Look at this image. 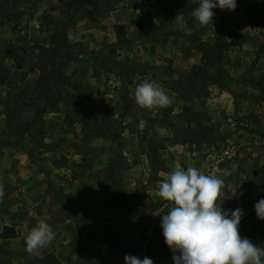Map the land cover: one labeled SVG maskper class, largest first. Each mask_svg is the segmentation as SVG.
Wrapping results in <instances>:
<instances>
[{"label": "rangeland", "instance_id": "rangeland-1", "mask_svg": "<svg viewBox=\"0 0 264 264\" xmlns=\"http://www.w3.org/2000/svg\"><path fill=\"white\" fill-rule=\"evenodd\" d=\"M236 2L196 28L199 0H91L71 18L68 0H0L10 76L0 86V264H126V255L174 264L156 191L176 167L222 179L221 207L243 209L240 235L264 249L254 208L264 199V0ZM152 80L170 107L130 98ZM73 165L82 168L64 171ZM81 178L106 199L84 206L86 232L56 231L67 214L57 199L81 207L62 184ZM41 220L56 238L33 257L19 240ZM6 227L18 230L12 240Z\"/></svg>", "mask_w": 264, "mask_h": 264}, {"label": "clouds", "instance_id": "clouds-1", "mask_svg": "<svg viewBox=\"0 0 264 264\" xmlns=\"http://www.w3.org/2000/svg\"><path fill=\"white\" fill-rule=\"evenodd\" d=\"M236 7V0H199L191 17L196 28L206 27L213 25V9L234 11ZM174 22L184 23L181 12ZM67 35L68 39H74L71 32ZM129 95L144 110L163 109L172 104L171 97L155 80L130 88ZM223 184L219 177L206 175L195 167L186 171L176 167L158 182L156 196L166 202L167 212L157 215H161L160 227L174 264H264V249L239 233L243 209L221 207ZM4 195V185L0 184V202ZM254 208L257 218L264 221V199L256 202ZM55 238L53 228L41 220L26 234L25 252L36 257ZM124 259L126 264H153L148 257L126 255Z\"/></svg>", "mask_w": 264, "mask_h": 264}, {"label": "crops", "instance_id": "crops-1", "mask_svg": "<svg viewBox=\"0 0 264 264\" xmlns=\"http://www.w3.org/2000/svg\"><path fill=\"white\" fill-rule=\"evenodd\" d=\"M82 166H71L67 167L64 169V171L68 174L72 173V169H81ZM70 180L73 179V176L69 178ZM94 183L97 185H101V182H98L97 180H94ZM62 186L65 188L66 193L70 196L76 197L79 199L78 204H81V207H77V205L74 202H66L62 203L61 199H57L56 201L59 202L60 200V205L62 204L66 208L67 214L65 215V220L64 222H60V220L57 222L55 228L56 231L59 232H86L87 226H86V221H88L89 216H88V211L84 210V206H89L90 203H94L95 200L100 199L102 201H105L106 198H103V191L100 190H95L94 188H91V185L89 182L85 181V179L81 178V180H76L75 182H67L66 184L63 183ZM92 197V199H91ZM102 198V199H101ZM33 201L31 200L29 204L27 203L25 207H29L30 205H33ZM37 205V204H35ZM31 207V206H30ZM32 208V207H31ZM32 215L37 216L33 212V209H31ZM34 213V214H33ZM31 215V214H30ZM56 218V216H55ZM58 219V217L56 218ZM98 224H100L103 220L98 219L97 220ZM53 224V223H52ZM6 225V224H5ZM86 228V229H85ZM15 232H18L17 228L15 229ZM12 240V239H11ZM23 241L25 243V240H19ZM11 245V244H10ZM19 248V247H18ZM20 249V248H19ZM23 249V247H21ZM42 249L41 251H43ZM40 251V252H41Z\"/></svg>", "mask_w": 264, "mask_h": 264}, {"label": "trees", "instance_id": "trees-1", "mask_svg": "<svg viewBox=\"0 0 264 264\" xmlns=\"http://www.w3.org/2000/svg\"><path fill=\"white\" fill-rule=\"evenodd\" d=\"M247 1V0H245ZM69 5L67 6V17L71 18L74 17L76 15H79L81 13H85L91 3V0H68ZM74 5H78V8H74ZM212 27V26H211ZM205 44L203 43V46ZM217 45H219V47L223 46L221 44V41L218 40ZM210 46V45H209ZM211 48H213V52L211 53V55L208 58H205L204 60L206 61V66L205 69L208 68L211 63H212V59L214 58V54H215V50H214V46H210ZM204 52V50H202ZM9 70L4 66V60L2 58H0V86H3L7 83L8 78H10V76L8 75ZM206 74L203 75L202 77L205 78ZM208 79L214 80L215 78L213 76H208ZM47 102H49V99L47 100ZM47 111L46 108H43L40 113L39 116H43V114H45ZM264 235V232H261ZM17 236L15 230L13 228H9L6 227L4 229V232L2 234L3 239H12L15 238Z\"/></svg>", "mask_w": 264, "mask_h": 264}]
</instances>
